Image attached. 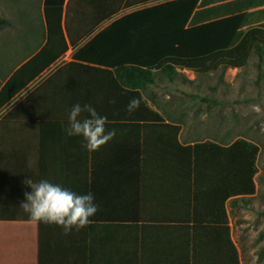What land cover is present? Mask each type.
<instances>
[{
	"label": "crops",
	"instance_id": "obj_1",
	"mask_svg": "<svg viewBox=\"0 0 264 264\" xmlns=\"http://www.w3.org/2000/svg\"><path fill=\"white\" fill-rule=\"evenodd\" d=\"M44 1L43 21L30 29L27 52L9 65L0 90L47 43ZM162 1L64 0L67 49L14 81L29 78L0 108V264H264V226L244 228L238 210L247 200L233 191L238 183L227 169V152L180 146L234 141H213L196 132L195 118L177 114L171 93L178 88L169 86L175 79L159 72L156 83L130 89L114 68L94 63V54L79 55L117 19ZM229 1L203 0L201 7L217 5L224 14L235 9ZM251 4L264 22V0ZM133 97L141 103L129 114L125 106ZM77 102L92 104L107 117L106 128L117 130L97 151L64 132ZM31 176L91 191L99 205L91 222L65 235L54 224L31 221L19 207Z\"/></svg>",
	"mask_w": 264,
	"mask_h": 264
},
{
	"label": "trees",
	"instance_id": "obj_2",
	"mask_svg": "<svg viewBox=\"0 0 264 264\" xmlns=\"http://www.w3.org/2000/svg\"><path fill=\"white\" fill-rule=\"evenodd\" d=\"M63 2L44 1L47 43L3 85L0 90V108L29 80L23 79L26 81L16 84V79L27 73L31 75L26 76L31 77L41 66L49 64L67 49L61 27ZM251 2L231 0L229 3L235 6L234 11L218 14L215 11L217 5L201 7L204 5L203 0H164L117 19L79 55L94 54V63L114 68L117 81L130 89H142L156 83L159 72L174 80L178 68L207 73L219 66L243 67L253 52L258 55L261 63L264 59V22L256 17L255 12L250 11ZM10 23L0 13V25ZM138 25L148 27H143V30ZM39 60L44 61L36 67ZM184 80L188 81L186 78ZM202 100L211 101L207 98ZM148 111L149 114L160 116L149 108ZM180 146L192 151L200 147L225 150L227 169L229 172L234 170L235 181L238 183L233 191L245 195V199L255 192L257 147L250 142L239 139L228 147L212 141Z\"/></svg>",
	"mask_w": 264,
	"mask_h": 264
},
{
	"label": "rangeland",
	"instance_id": "obj_3",
	"mask_svg": "<svg viewBox=\"0 0 264 264\" xmlns=\"http://www.w3.org/2000/svg\"><path fill=\"white\" fill-rule=\"evenodd\" d=\"M42 3L43 0H0V13L11 22L0 25V82L9 65L27 52L30 29L43 21ZM185 78L188 82L183 81ZM164 83L168 84V80L165 79ZM170 85L178 88L171 93L179 106L177 114L187 119L195 118L193 127L196 132L211 136L213 141L220 143L243 139L257 147V170L254 176L256 190L246 197L244 208L238 210V213L243 214L245 229L262 228L264 59L260 63L258 55L253 52L247 64L239 68L219 66L207 73L181 69ZM165 93L166 90L164 96Z\"/></svg>",
	"mask_w": 264,
	"mask_h": 264
},
{
	"label": "clouds",
	"instance_id": "obj_4",
	"mask_svg": "<svg viewBox=\"0 0 264 264\" xmlns=\"http://www.w3.org/2000/svg\"><path fill=\"white\" fill-rule=\"evenodd\" d=\"M115 103V100H109ZM141 99L133 97L125 106L130 114L139 108ZM86 114V115H85ZM107 117L100 114L90 103L73 104L68 110L64 132L67 137H80L82 147L97 151L99 147L117 135V130L106 128ZM23 183L31 190L24 193L25 200L19 205L33 222L56 225L67 235L73 230L86 227L99 205L89 191L79 193L60 183L48 179L26 178Z\"/></svg>",
	"mask_w": 264,
	"mask_h": 264
}]
</instances>
